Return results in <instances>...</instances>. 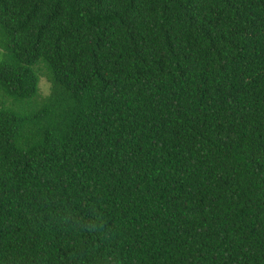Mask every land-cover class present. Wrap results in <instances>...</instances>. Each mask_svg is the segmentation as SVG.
<instances>
[{"label": "trees", "instance_id": "obj_1", "mask_svg": "<svg viewBox=\"0 0 264 264\" xmlns=\"http://www.w3.org/2000/svg\"><path fill=\"white\" fill-rule=\"evenodd\" d=\"M0 51V264H264V0H0Z\"/></svg>", "mask_w": 264, "mask_h": 264}, {"label": "rangeland", "instance_id": "obj_2", "mask_svg": "<svg viewBox=\"0 0 264 264\" xmlns=\"http://www.w3.org/2000/svg\"><path fill=\"white\" fill-rule=\"evenodd\" d=\"M3 56V53L2 51H0V59L1 57ZM41 87L43 88V92H42V95L43 96H46L47 94V87H48V81L45 77H42L41 78ZM11 107V101L8 100L7 98L3 97L1 94H0V107Z\"/></svg>", "mask_w": 264, "mask_h": 264}]
</instances>
